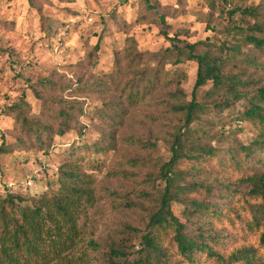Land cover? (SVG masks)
Wrapping results in <instances>:
<instances>
[{
	"label": "trees",
	"instance_id": "16d2710c",
	"mask_svg": "<svg viewBox=\"0 0 264 264\" xmlns=\"http://www.w3.org/2000/svg\"><path fill=\"white\" fill-rule=\"evenodd\" d=\"M206 1L210 10L216 9L215 0ZM143 2L148 11L157 8L152 0ZM225 8L220 6L219 11L226 15L237 40L219 55L200 51L204 42H183L180 35H188L185 28L169 34L166 29L171 25L164 15L156 17L169 46L151 71L149 85L161 83L168 89L167 107L181 115L182 124L169 134L170 157L150 177L163 181L161 193L155 197L143 194L151 202L145 225H124L116 240H88L86 247L100 255L99 264H264V80H254L245 71L264 73V22L258 20V8ZM237 13L241 18L235 22L232 17ZM245 17L256 21L250 24ZM242 46L251 52H244ZM97 49L96 44L88 51L89 65L95 63ZM152 55L139 49L132 36L127 37L115 54L114 71L119 73L125 66L146 72ZM165 57L170 58L173 71L164 69ZM187 61L195 62L197 70L191 99L184 101L179 97L177 85L182 76L177 69ZM237 65L239 71L232 72ZM106 78L108 88L103 91L120 89L121 98L105 102L95 113L113 130L89 144L71 146L58 166L56 181L41 193L31 196L7 190L0 196V264H72L82 233L80 217L96 202L93 181L80 171L78 161L88 150L104 153L115 147V133L124 123L122 103L135 105L141 91L132 81L121 87L112 73ZM206 85H210L207 100L198 102L196 93ZM87 87L79 85L74 91L83 94ZM71 88L69 83L48 78L36 81L32 92L41 101L42 114L29 115L23 99L12 104L9 109L20 126L19 134L13 143L2 139L0 156L30 145L47 149L54 137L71 131L82 137L85 126L79 117L85 114L84 100H65L53 94ZM46 91L51 94L44 96ZM239 101L243 108L232 119L254 126L246 143L231 140L223 144L219 141L227 139L223 131L201 130L198 135L190 128L195 121H203L205 114L221 123L219 116ZM215 138L218 146L211 144ZM173 203L180 208L175 209Z\"/></svg>",
	"mask_w": 264,
	"mask_h": 264
},
{
	"label": "rangeland",
	"instance_id": "374dc122",
	"mask_svg": "<svg viewBox=\"0 0 264 264\" xmlns=\"http://www.w3.org/2000/svg\"><path fill=\"white\" fill-rule=\"evenodd\" d=\"M215 1L216 9L210 10L206 0H152L157 8L148 11L143 0H0V143L2 139L13 143L19 134L20 126L9 109L12 104L23 99L29 115L42 114L41 101L32 92L38 80L69 83L71 89L53 94L85 102V114L79 117L80 124L85 126L82 137L71 131L62 138L54 137L47 149L38 150L36 145H30L0 156V196L7 190L31 196L41 193L56 181L58 166L71 146L89 144L113 130L108 121L95 113L105 107V102L121 98L120 89L103 91L108 88L107 74L112 73L121 87L132 81L141 89L135 105L122 103L124 123L115 133V147L104 153L88 150L83 153V160L78 161L80 171L93 181L96 202L94 208H88L80 217L82 233L72 264H99L100 255L91 254L86 247L88 240L91 237L116 240L124 225L143 227L151 209L150 199L143 194L155 197L163 189V181L150 177L170 157L169 134L173 127L182 124V118L167 107L168 89L161 83L149 85L151 71L169 46L157 15L163 14L171 25L166 29L169 34L185 28L188 35H180L183 42H204L199 50L207 49L215 55L237 40L230 33L226 15L219 11L220 6L229 11L235 6L258 8V20L264 22V0H227L225 4ZM232 18L238 22L241 16L237 13ZM245 19L250 24L256 21L251 17ZM130 36L139 49L152 52V58L146 62V72H141L140 67L130 70L124 66L116 73L115 54ZM96 44L95 63L89 65L88 51ZM242 50L251 52L245 46ZM168 60L165 57L164 69L173 71L174 66ZM238 66L231 71L238 72ZM196 67L195 62L187 61L177 69L182 76L177 85L181 100L191 99ZM245 71L254 80H264L263 72ZM84 84L88 85V91L75 93L74 88ZM209 87L198 89V102L207 100ZM49 94L46 91L44 96ZM242 108L243 102L239 101L225 110L219 116L221 123L205 114L203 121H195L190 128L198 135L201 130L223 131L227 138L219 140L223 144L231 140L246 143L254 133V126L232 119ZM217 142L215 138L211 144L218 146ZM173 207L178 210L180 205L173 203Z\"/></svg>",
	"mask_w": 264,
	"mask_h": 264
}]
</instances>
